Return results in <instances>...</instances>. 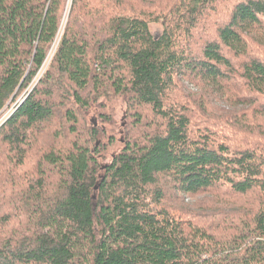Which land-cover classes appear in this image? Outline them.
<instances>
[{"label":"trees","instance_id":"trees-1","mask_svg":"<svg viewBox=\"0 0 264 264\" xmlns=\"http://www.w3.org/2000/svg\"><path fill=\"white\" fill-rule=\"evenodd\" d=\"M4 115L0 264H264V0H0Z\"/></svg>","mask_w":264,"mask_h":264},{"label":"rangeland","instance_id":"rangeland-1","mask_svg":"<svg viewBox=\"0 0 264 264\" xmlns=\"http://www.w3.org/2000/svg\"><path fill=\"white\" fill-rule=\"evenodd\" d=\"M150 31L154 36H158L160 34V32L162 31V28L160 27V25L158 24H150ZM38 79V77H37ZM28 90V89H27ZM27 90L22 92L16 99L15 103L11 105L10 110H8L6 112L5 115H7L8 113H10L12 111V109L18 105L20 102L23 101V99L26 97L27 94ZM99 102L97 103V106H94L93 108H99V111L105 112L106 115H108V117L115 122L114 125H103L102 123V127H105L106 130V136H102V142H106V138L108 136V134L113 133L116 137V139H119V132H120V125L122 124V119L124 118V113H125V100L121 99V98H115L112 101H108L105 99H101ZM2 116L0 118V121L5 118L6 116ZM88 119L91 120L93 117H96L95 115H92V113L87 115ZM113 145V144H112ZM119 147L118 145L114 144L113 146L109 147L108 149V154L106 157V160L104 162H108L110 160V154H114L118 151ZM109 156V157H108ZM186 203H192L193 201H191L190 199H185Z\"/></svg>","mask_w":264,"mask_h":264}]
</instances>
